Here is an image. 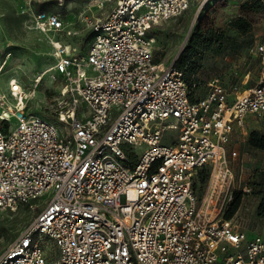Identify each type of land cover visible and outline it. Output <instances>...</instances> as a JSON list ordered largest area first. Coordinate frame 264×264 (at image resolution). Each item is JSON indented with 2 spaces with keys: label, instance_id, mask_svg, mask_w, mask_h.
Returning a JSON list of instances; mask_svg holds the SVG:
<instances>
[{
  "label": "built area",
  "instance_id": "1",
  "mask_svg": "<svg viewBox=\"0 0 264 264\" xmlns=\"http://www.w3.org/2000/svg\"><path fill=\"white\" fill-rule=\"evenodd\" d=\"M194 1L208 0H116L91 22L88 49L58 44L46 72L63 82L55 119L30 111L16 80L14 101L0 92V212L48 196L0 264H48L47 242L55 264H264V240L194 191L203 167L217 183L231 174L234 133L264 119V78L232 92L214 78L193 101L178 58L155 59L152 25ZM30 16L36 30L68 32L58 13Z\"/></svg>",
  "mask_w": 264,
  "mask_h": 264
},
{
  "label": "rangeland",
  "instance_id": "2",
  "mask_svg": "<svg viewBox=\"0 0 264 264\" xmlns=\"http://www.w3.org/2000/svg\"><path fill=\"white\" fill-rule=\"evenodd\" d=\"M247 1L208 0L200 11L199 1H194L183 14L152 25L150 33L156 41L157 61L168 64L178 58L180 66L188 59L185 75L193 100L207 96L209 83L214 78L231 92L235 85L244 90L264 78V52L259 51L264 46V10L243 13L242 6ZM115 4L116 0H70L63 6L55 0H0V92L9 102L14 101L10 83L16 84V80L27 97L28 109L55 119L63 82L54 80L53 71L46 72L57 62L56 47L80 44L85 51L93 38L91 22L104 17ZM42 10L60 14L68 32L53 35L34 29L30 13ZM241 15L252 22L244 34L233 26V21ZM197 23L205 37L200 42L197 36V46L189 51L193 34L199 31H195ZM210 37L213 45L206 49L203 41ZM41 74L44 77L37 82ZM0 126H3L2 121ZM253 130L264 132V119L249 116L244 131L234 133L229 145L231 174L217 183L211 170L203 168L195 178L194 191L200 207L209 209L217 218H225L233 200L241 196V205L232 218L246 230L250 239L264 240V214L259 210L264 195L261 175L264 150L249 146L248 137ZM166 142L172 143L174 139ZM47 198L46 195L44 200L36 197L30 201L42 204ZM41 208L32 211L24 206L16 211L0 212V254ZM45 246L48 264H55L58 250L53 242Z\"/></svg>",
  "mask_w": 264,
  "mask_h": 264
},
{
  "label": "trees",
  "instance_id": "3",
  "mask_svg": "<svg viewBox=\"0 0 264 264\" xmlns=\"http://www.w3.org/2000/svg\"><path fill=\"white\" fill-rule=\"evenodd\" d=\"M264 10V1L263 0H249L247 2H245L242 6V11L243 13H249V12H254V13H257V12H261ZM198 23L197 25L195 26V31H198L199 30V27H198ZM252 25V22L249 18L245 17L244 15H241L240 17L236 18L234 21H233V26L237 29V31H239L240 33H246L248 32L249 28L251 27ZM202 30V28H200ZM201 30H199L198 32H195L193 34V37L194 39H192L190 41V45L188 46L189 47V51H191L196 45V37L198 36L197 40L198 41H202L203 40V37H205V33L202 32ZM210 35H212V33H210ZM214 36V35H212ZM205 44H206V49H210V47L213 45V38L210 37V38H206L205 41H203ZM186 60H183L182 64L179 66L180 68H184L185 71H186ZM177 64H178V59H177ZM186 74V72H185ZM192 99V97H191ZM193 100V99H192ZM193 101H197V100H193ZM248 144L251 148H254V149H258V150H264V132L263 131H260V130H253L251 131V133L249 134V137H248ZM203 168H209V167H203ZM201 168V169H203ZM200 169V170H201ZM210 169V168H209ZM262 178H264V171L262 172ZM207 178V177H206ZM205 178V180H206ZM241 195V194H240ZM241 196H238L237 198H235L233 200V202L231 203V208L229 210V213L226 215V219H230L232 218L233 214L239 209L240 205H241ZM259 210L262 214H264V195L262 196V199L259 203Z\"/></svg>",
  "mask_w": 264,
  "mask_h": 264
},
{
  "label": "bare ground",
  "instance_id": "4",
  "mask_svg": "<svg viewBox=\"0 0 264 264\" xmlns=\"http://www.w3.org/2000/svg\"><path fill=\"white\" fill-rule=\"evenodd\" d=\"M47 72H48V71H47ZM39 76H41V78H43V77H44V74H43V75L41 74V75H39ZM13 84H14V83H13ZM14 85H15V84H14Z\"/></svg>",
  "mask_w": 264,
  "mask_h": 264
}]
</instances>
